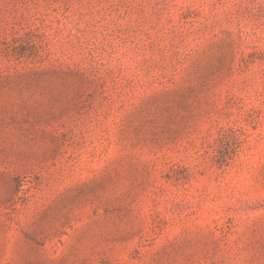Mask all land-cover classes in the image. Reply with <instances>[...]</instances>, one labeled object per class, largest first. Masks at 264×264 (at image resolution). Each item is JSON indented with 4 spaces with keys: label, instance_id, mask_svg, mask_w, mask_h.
<instances>
[{
    "label": "rangeland",
    "instance_id": "1",
    "mask_svg": "<svg viewBox=\"0 0 264 264\" xmlns=\"http://www.w3.org/2000/svg\"><path fill=\"white\" fill-rule=\"evenodd\" d=\"M0 264H264V0H0Z\"/></svg>",
    "mask_w": 264,
    "mask_h": 264
}]
</instances>
